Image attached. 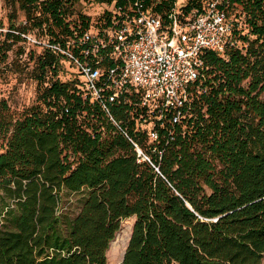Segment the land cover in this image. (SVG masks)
Returning a JSON list of instances; mask_svg holds the SVG:
<instances>
[{"label": "trees", "instance_id": "trees-1", "mask_svg": "<svg viewBox=\"0 0 264 264\" xmlns=\"http://www.w3.org/2000/svg\"><path fill=\"white\" fill-rule=\"evenodd\" d=\"M17 1L25 24H10L2 61L7 39L27 32L80 56L87 31L130 16L137 0H97L106 6L93 21L76 9L79 0ZM140 1L165 23L176 0ZM205 1L186 0L179 18ZM219 5L232 16V43L203 52L204 74L189 85L177 123L169 109L148 126L133 100L104 106L108 91L93 98L79 77L60 80L65 54L48 45L36 100L13 111L0 98V264H107L109 243L130 216L118 264L261 263L264 0ZM135 144L150 161L138 159Z\"/></svg>", "mask_w": 264, "mask_h": 264}, {"label": "built area", "instance_id": "built-area-1", "mask_svg": "<svg viewBox=\"0 0 264 264\" xmlns=\"http://www.w3.org/2000/svg\"><path fill=\"white\" fill-rule=\"evenodd\" d=\"M221 1H205L201 11H193L185 19L179 18L175 1L164 23L160 15L137 0L130 16L83 35L82 41L88 45L80 51L82 59L59 44L48 46L56 53L64 52L74 62L80 86L90 97L99 98L108 91L104 106L133 100L134 105L145 110L148 126L169 109L171 123H177L189 104V85L204 74L203 52L222 53L232 43L233 22L219 5ZM149 135L156 139L157 131L152 128ZM135 149L139 160L150 161L137 144Z\"/></svg>", "mask_w": 264, "mask_h": 264}, {"label": "rangeland", "instance_id": "rangeland-1", "mask_svg": "<svg viewBox=\"0 0 264 264\" xmlns=\"http://www.w3.org/2000/svg\"><path fill=\"white\" fill-rule=\"evenodd\" d=\"M176 2L179 6L186 0H176ZM104 6L106 5L98 3L97 0H79L76 3V9L88 15L91 21L96 20ZM229 18L231 19L232 16ZM10 24L16 26L25 24V13L17 0H0V31L2 32L0 45L4 43L5 33L9 30ZM21 36L24 39L20 41L13 42L12 39H7L5 46L9 47L4 61L1 60L3 54L0 51V98L5 99L13 111H18L36 100L39 89L36 74H39L41 69L38 59L43 48L48 45L46 37L40 34L27 32ZM22 49L23 51L20 52ZM58 63L60 80L67 81L80 76L69 56H61ZM48 73V69H45L42 77L47 76ZM134 218L130 216L122 219L120 229L109 243L106 252L107 264H118L122 260ZM260 264H264V254Z\"/></svg>", "mask_w": 264, "mask_h": 264}, {"label": "water", "instance_id": "water-1", "mask_svg": "<svg viewBox=\"0 0 264 264\" xmlns=\"http://www.w3.org/2000/svg\"><path fill=\"white\" fill-rule=\"evenodd\" d=\"M124 253H125V251H124ZM124 255V254H123ZM122 259H123V257H122Z\"/></svg>", "mask_w": 264, "mask_h": 264}]
</instances>
